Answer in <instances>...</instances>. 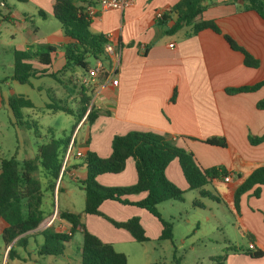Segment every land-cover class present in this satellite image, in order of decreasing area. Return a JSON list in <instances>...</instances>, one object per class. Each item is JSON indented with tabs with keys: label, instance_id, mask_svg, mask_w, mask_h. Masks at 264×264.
<instances>
[{
	"label": "crops",
	"instance_id": "obj_1",
	"mask_svg": "<svg viewBox=\"0 0 264 264\" xmlns=\"http://www.w3.org/2000/svg\"><path fill=\"white\" fill-rule=\"evenodd\" d=\"M0 1L5 4L0 5V68L7 67L9 70L8 75L0 77V84L10 87V83L17 82L11 79L13 50L49 45L56 47L53 56L57 51L63 53V46L68 39L59 22L50 30L44 26L45 21L53 17L55 0H17L23 4L21 7L8 5L6 0ZM178 1L135 0L132 6L122 11L101 10L95 0L91 5L89 0L77 1V5L94 9L89 28L93 33L107 36L114 51L108 54L110 63L105 61L103 71L97 73L90 84L85 85L88 88L87 94L90 93V106L93 104L100 112L109 111L110 114L100 113L91 124L82 117L73 132V149L77 148L73 152L83 154L86 150H91L100 157H108L113 135L133 130L155 132L190 150L201 168L223 166L230 180L216 179L208 186L216 188L217 182L224 183L226 188L223 195L227 197L228 204L232 205L235 189L255 168L264 165V141L257 144L249 141L250 137L264 135V109L256 106L264 97V87L251 92L234 93H228L226 89L264 81V20L256 12L242 10L228 0H207L201 19L213 20L221 33L204 29L193 36L184 37L189 29L185 27L173 36H166L162 28L155 24L156 15L169 11ZM40 11L44 14L41 15ZM222 34L228 35L235 44L256 59L257 66L245 65L241 52L232 49ZM170 43H173L172 48L169 47ZM1 57L7 58L6 61ZM63 64L64 61L55 71L61 70ZM33 67L37 70L44 69L36 62H33ZM45 68L46 73L54 71L52 64ZM92 68L94 67L90 65L89 69ZM86 74L87 71L81 73L76 68L69 71L67 77L71 88L67 89L63 85L56 88V93H60L61 98L53 94L57 97L58 104L65 105L66 102L74 101L78 111L79 84L81 77ZM44 76L46 75H37L24 85L42 92L41 87L34 85L33 81ZM11 95L19 94L3 92L0 86V111H4L7 120L15 124L7 104ZM25 98L34 106L22 110L25 120L35 121L33 116L36 111L44 114L56 112L47 108L54 103L37 104L28 95ZM84 126V136L77 144L78 131ZM20 129L25 130L27 135L31 131L18 127ZM212 136L223 137L226 146H212L202 142ZM32 152L34 153L28 157L16 159L31 158L36 150ZM81 156L73 154L65 171L77 181L86 176V168L79 165ZM165 175L179 188L189 191L176 159L168 164ZM97 181L104 186L134 184L136 172L133 159H127L121 172L100 174ZM57 185L60 186L59 191H64L68 196L72 194V189L62 186V179ZM59 191L56 189L55 194ZM144 196V193H137L129 196V199L136 201ZM52 207L49 215L44 214L41 224L26 234L27 247L17 248L18 253L27 259H9L10 261L21 264L41 259L36 255V250L42 242L39 231L47 227V221L51 220L49 227L68 232L69 223L58 218L57 211H74L67 207L60 208V205L56 207L54 203ZM99 210L117 221L136 216L149 238H157L160 234L159 221L142 208L106 200L101 203ZM234 218L240 232L251 236L246 247L252 243L262 251V256L255 259L239 253L228 256L227 264H264V185L256 197L252 191L241 195L239 212L234 210ZM103 220L100 215L83 216L87 229L104 242L113 244V241L133 240L127 231L113 227ZM111 231L115 237L108 239L106 232ZM7 249L0 237V264L6 262Z\"/></svg>",
	"mask_w": 264,
	"mask_h": 264
},
{
	"label": "trees",
	"instance_id": "obj_2",
	"mask_svg": "<svg viewBox=\"0 0 264 264\" xmlns=\"http://www.w3.org/2000/svg\"><path fill=\"white\" fill-rule=\"evenodd\" d=\"M77 1L79 0H55L52 7V15L60 23L63 34L68 39L63 46L64 64L61 70L46 73L45 67L51 66L52 54L56 47L35 45L24 50H13L11 79L20 84H26L37 75H46L68 89L71 88L70 79L60 78L66 71H71L75 67L81 68L83 72L88 71L90 64L87 58L110 63L109 55L104 51V45L109 42L107 36L91 32L89 28L91 19L87 14L88 7L77 5ZM86 1L81 0V2ZM89 1V5H91L93 0ZM206 1L179 0L171 6L169 11L162 12L159 17H156L155 24L162 28V32L166 36H173L185 27L189 29L185 32L184 37L193 36L204 29L221 33L213 20L201 19V14L206 8ZM228 1L239 6L242 10L256 12L264 20V0H243L241 4H237V0ZM2 6L5 4L3 3ZM40 14L44 13L40 11ZM222 36L232 49L241 52L245 65L257 66L258 61L242 47L235 44L228 35L222 34ZM33 62L43 66L44 69L37 70L33 67ZM261 87H264V81L248 86L227 88L226 92H251ZM87 89V86L79 84V109L76 111V122L70 134H63L60 137L51 135L47 141L37 145L36 152L31 158L17 160L13 154L0 160V237L3 246L8 248L6 262L9 259L21 261L27 259L18 253L17 248L25 249L27 247L26 234L35 230L43 221L42 202L45 193L54 196L55 190H60L57 181H61L67 168L65 166L60 175L63 157L82 117H84V121L91 124L100 113L110 114L109 111L100 112L93 104L90 106V95L87 94ZM7 104L11 109L15 124L31 130L39 137L40 131L37 122L25 120L22 113L23 109L34 107L32 102L22 95H11L7 99ZM256 106L258 109H264V97L257 102ZM47 108L68 114L73 113L66 104L60 105L54 102ZM249 141L251 144L261 143L264 141V135L250 137ZM202 142L212 146H226L223 137L212 136ZM74 144L75 139L73 138V146ZM110 147L111 152L108 157H100L91 150H86L82 154L79 165L86 168L85 178L79 181L84 192L83 210L81 212L57 211V217L69 223V230L63 232L47 226L39 231L42 242L36 250L38 257L64 256L66 245L71 242L73 234L80 231L82 242L78 264H128L124 253L116 251L112 243L102 241L87 229L83 221L85 214L101 215L114 227L127 231L134 241L145 242L150 238L146 235L138 217L133 216L123 221H117L102 214L99 210L101 203L106 200L116 201L122 205L136 206L146 210L159 221L161 231L157 240L171 241L172 221L163 218L157 206L169 200L181 201L186 191L166 177L165 169L168 164L176 159L188 189L198 190L200 196L207 195L206 186L228 174L223 166L201 168L190 150L172 143L163 135L155 132L133 130L122 135L115 134L111 138ZM129 158L134 161L136 172L134 184L104 186L97 181V176L100 174L121 172ZM262 185H264V165L255 168L235 189L232 200L233 209L238 213L241 195L252 191L253 196L256 197L259 195ZM137 193H144L145 196L136 201L129 199V196ZM212 199H216V197H212ZM246 235L251 239L250 235ZM230 249L235 253H244L255 259L262 256V251L256 248L251 250L248 247L231 246ZM226 256L227 254L224 253L214 257L213 264H223ZM173 261L175 264H180V257L176 256L175 251Z\"/></svg>",
	"mask_w": 264,
	"mask_h": 264
},
{
	"label": "rangeland",
	"instance_id": "obj_3",
	"mask_svg": "<svg viewBox=\"0 0 264 264\" xmlns=\"http://www.w3.org/2000/svg\"><path fill=\"white\" fill-rule=\"evenodd\" d=\"M6 2L8 5L23 6L17 0H6ZM57 24L58 21L56 19L49 17L45 21L44 26H46L47 30H50L52 26ZM1 59L6 61L7 58L1 57ZM87 60L92 67L95 66L96 61L94 59L87 58ZM63 61V53L57 51L52 56L53 70H57ZM101 62L104 65L105 61L101 60ZM4 63L6 64L7 62ZM75 68L81 73L83 72L81 68ZM8 74L9 70L7 67L0 68V77ZM68 75L69 71H66V74L60 78L68 79ZM33 84L39 85L42 92L18 82L10 83V87L3 83L0 86L3 92L19 94L24 97L28 95L37 104L43 102L59 103L57 97L53 96V94L58 95V97L61 96L60 93H56V88H60L62 85L60 82L44 76L33 81ZM90 92L92 93V90ZM88 94L90 95V93ZM66 103L67 107L73 111L72 114L60 110L46 114L40 111L34 112L33 117L40 131L39 137L29 131V138L25 130H18L19 126L10 123L7 120L6 113L0 111V157H9L15 153L18 159L28 157V155L34 153L32 151L36 150L37 145L47 141L51 135L60 137L63 134H70L76 122L77 110L75 109L76 103L74 101ZM48 129H50V132ZM85 130L86 126L79 129L77 144L82 140ZM76 149L74 147L73 150ZM217 184L218 187L216 188L213 186L205 187L206 196H200L198 190H189L183 194L181 201L169 200L157 206L162 217L172 221L173 235L171 241H158L156 237H150L145 242L134 240L113 241L114 249L126 255L128 264H175L173 261L174 251L176 256L180 257V264H213V258L216 256L226 253L227 259L228 256L239 254L235 253L230 247L245 248L249 238L240 232L235 223L232 205L228 204L227 197L223 195L226 185L221 182H217ZM62 186L72 189V194L68 196L64 191H59L52 196L45 193L42 207L46 216L52 211L53 203L56 207L60 205V208L67 207L74 212L83 210L84 192L80 187V182L65 172L62 175ZM211 196L216 197V199H212ZM54 215L56 216V213ZM103 219V221L111 224L105 217ZM111 226L113 225L111 224ZM113 234L114 232L112 231L110 233L106 232L108 239H113L115 237ZM81 242L82 235L80 231H76L72 236L71 242L66 245L63 257L52 258L44 256L38 262L31 261L21 264H78ZM3 264L18 263L8 260ZM223 264H227V260Z\"/></svg>",
	"mask_w": 264,
	"mask_h": 264
},
{
	"label": "built area",
	"instance_id": "obj_4",
	"mask_svg": "<svg viewBox=\"0 0 264 264\" xmlns=\"http://www.w3.org/2000/svg\"><path fill=\"white\" fill-rule=\"evenodd\" d=\"M95 2L97 3L98 7L101 10H124L130 6H132L135 3V0H95ZM0 5L2 6L3 3L0 2ZM94 13V9L93 8H89L87 10V14L89 17H91ZM161 15V13H157L156 17H159ZM169 47H173V43L169 44ZM104 51L109 54V53H113L114 49L112 47V45L108 42L104 45ZM104 67H103V63L98 60L94 66V68L89 69L87 71V74L81 77L80 83L83 85H88L90 84V82L93 80V78L95 76H97V73L103 71ZM73 138H74V134L67 146V149L65 151L64 157H63V161H62V167H61V171H60V175L64 169V167L67 165L69 158L75 154L76 156H81L82 154L80 152H73ZM224 181H229L230 177L229 175H226L223 177ZM59 182V180L57 181V183ZM51 220L46 222V225H50ZM248 248L253 250L255 249L254 245L252 243L248 244Z\"/></svg>",
	"mask_w": 264,
	"mask_h": 264
},
{
	"label": "water",
	"instance_id": "obj_5",
	"mask_svg": "<svg viewBox=\"0 0 264 264\" xmlns=\"http://www.w3.org/2000/svg\"><path fill=\"white\" fill-rule=\"evenodd\" d=\"M236 2L241 4V3H243V0H237Z\"/></svg>",
	"mask_w": 264,
	"mask_h": 264
}]
</instances>
